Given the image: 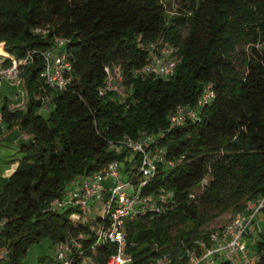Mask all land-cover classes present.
Returning <instances> with one entry per match:
<instances>
[{"label":"trees","instance_id":"obj_1","mask_svg":"<svg viewBox=\"0 0 264 264\" xmlns=\"http://www.w3.org/2000/svg\"><path fill=\"white\" fill-rule=\"evenodd\" d=\"M182 8L168 16L163 0H0L2 67L11 66L9 57L21 63L27 95L24 110L4 101L0 114L5 130L31 137L9 161L17 167L0 191V264H22L43 240L67 246L70 264H107L116 246L97 242L88 223L71 218L76 210L51 204L73 179L112 162L160 209L125 220L128 264H188L189 254H204L200 244L211 247L204 226L264 196V49L257 47L264 0H185ZM161 47L174 50L168 78L144 71ZM48 52L69 65L61 90L40 77ZM106 68L121 73L123 100L99 95ZM207 87L212 97L199 105ZM46 98L52 108L44 118ZM178 108L196 115L170 123ZM143 135L153 139L146 150L163 155L145 181L140 154L109 148ZM97 221L108 224L105 216ZM253 247L255 264H264V232ZM37 264L60 263L41 256Z\"/></svg>","mask_w":264,"mask_h":264},{"label":"built area","instance_id":"obj_2","mask_svg":"<svg viewBox=\"0 0 264 264\" xmlns=\"http://www.w3.org/2000/svg\"><path fill=\"white\" fill-rule=\"evenodd\" d=\"M36 34L45 35L44 31L35 30ZM55 43L62 46L61 40H56ZM151 49H155L153 46ZM4 51V50H3ZM173 48H167L162 53L152 55L148 64L145 66V72H154L163 78L170 77L176 65L166 62V54L173 53ZM45 67L40 77L46 85L51 88L61 90L65 87L67 79L64 77V72L69 70V65L65 61L64 55H55L53 53H45L43 55ZM7 58L0 55V82L4 79L5 71L10 72L6 77L16 75L19 71V65L14 60H11V66L3 68L1 65ZM27 60L24 62L26 63ZM106 80L104 85L99 89L100 96L107 93H114L117 96L123 97L125 90L122 86V75L119 70L111 72L109 68L105 69ZM13 73V74H12ZM5 77V78H6ZM212 97V93L207 87L198 101L199 105L206 104ZM195 111L185 108H178L175 113L169 117L170 123L180 124L185 118L193 119ZM5 130L3 118L0 114V132ZM153 139L150 136L143 135L138 140H131L124 137L116 143L110 144V150L120 153L122 150H130L132 153L141 155L140 175L145 181L148 179L158 162L163 161L162 151H148L146 146ZM171 165V164H169ZM107 180L113 182L112 186L105 190L103 185ZM123 175L119 171L117 162L110 163L103 171L97 172L88 178H75L70 182V190L59 199L55 200L51 206L54 210H76L71 215V218L80 220L83 224L87 223L88 215L92 214V207L95 204H100L103 216L108 218L107 225L99 224L96 230V239L99 243H111L116 246L115 253L108 259L107 264H128L131 258L125 254V235L124 222L129 217H133L139 213H160V209L153 203L151 197L143 198L139 194V190H134L128 193L124 188L130 183L125 181ZM144 181L141 184H144ZM264 211V196L255 202H250L246 205L244 211L233 215L231 221L221 230L213 232L210 235L211 247L206 248L204 244H200L205 250L204 254L199 257L193 253L189 254L188 264H211L212 258L219 257L222 260L228 261L231 264H236V258H240L244 264H255L256 256L254 247L250 251L245 243L246 235L254 225L256 217ZM68 248L64 245L54 247V259L60 264H70L67 260ZM3 255H0L2 258ZM159 264H169L168 261L162 260Z\"/></svg>","mask_w":264,"mask_h":264},{"label":"rangeland","instance_id":"obj_3","mask_svg":"<svg viewBox=\"0 0 264 264\" xmlns=\"http://www.w3.org/2000/svg\"><path fill=\"white\" fill-rule=\"evenodd\" d=\"M184 2L185 0H163L168 16H172L176 13L180 14V9H183L182 6ZM257 47L259 49H264V45L261 46L258 45ZM0 49L4 50L3 48ZM1 50H0V55L2 54ZM166 50H167L166 47H161L159 53L164 54ZM8 60H13V59L12 57H9ZM166 62L168 64L174 65L175 57L169 59L168 55L166 54ZM1 69L2 68L0 67V71ZM9 73H10L9 71L8 72L5 71L4 79L0 82V108L4 103V101H6L8 103V106L12 103L13 105L12 110H24L27 102V95L24 85L22 84V81L19 77V71H16L15 76L6 77V75H9ZM125 97H126V92L125 95L123 97H120L119 100H123ZM42 103L43 106L39 113L44 118H46L48 112L52 108V105L50 104V99L48 98L44 99ZM14 140L15 138L5 140L7 145V154L5 155V158L7 161H11L14 158L18 157L19 156L18 149L21 145L24 144L23 142L16 144V142L14 143ZM207 181H208V177L203 180L201 186L198 187L194 191V193L195 194L200 193L202 185H205ZM66 190H70L69 185H67ZM124 190L128 193H131L134 191V188L132 185H128L124 188ZM97 210L98 209H96V207H92V214L88 215L87 217V223H89V225L92 227H95L94 220L102 215L103 209L100 208L98 211ZM232 217L233 215L231 213H226L220 216L219 218L215 219L214 221L208 223L206 226L202 228V230L209 233H213L218 230H221L231 221ZM259 232L261 233L264 232V211L256 217L253 227L246 235L245 243L250 251L253 249L254 240H256ZM53 254H54V248L51 246L50 242L48 240H43L40 243L33 245L28 250L27 255L22 264H37V260L39 257L41 256L53 257ZM214 258H216L214 260L215 264H218L220 258L219 257H214Z\"/></svg>","mask_w":264,"mask_h":264},{"label":"crops","instance_id":"obj_4","mask_svg":"<svg viewBox=\"0 0 264 264\" xmlns=\"http://www.w3.org/2000/svg\"><path fill=\"white\" fill-rule=\"evenodd\" d=\"M12 103L9 105V108L12 110ZM7 130H4L1 132L0 134V191L2 189V186L4 185L6 179L14 172V170L17 167V163H10L9 161L6 160L5 155L7 154V145L5 140L11 139V138H15L14 143L16 142V144L23 142V143H27L30 141L31 137L27 134H24L22 132H20L17 128H13L11 130H8V132H6ZM113 182L111 180H107L103 187L105 190H108L111 186H112ZM69 186H72V184ZM96 209H100L101 206L100 204H95ZM97 210V211H98ZM103 214L100 216L102 217ZM100 217H97L94 220V225L95 227L90 226V228L96 232V230L98 229L99 223H98V219ZM1 228V225H0ZM216 258H212V261L210 263L215 264V260ZM221 259V258H220ZM236 264H244V262L238 257L236 258Z\"/></svg>","mask_w":264,"mask_h":264}]
</instances>
